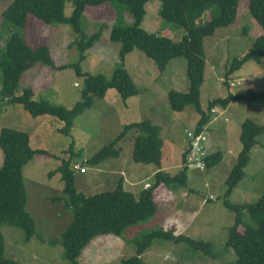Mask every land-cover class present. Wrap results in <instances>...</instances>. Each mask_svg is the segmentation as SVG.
<instances>
[{"label":"rangeland","instance_id":"rangeland-1","mask_svg":"<svg viewBox=\"0 0 264 264\" xmlns=\"http://www.w3.org/2000/svg\"><path fill=\"white\" fill-rule=\"evenodd\" d=\"M11 2L0 0V49L10 31H22L30 46L48 48L56 66L77 64L81 73L111 77L118 66L119 45L110 41V30L117 21L120 26H129L133 21L124 5L107 2L85 8L79 22L81 32L86 38L97 32L100 37L81 56L75 44L79 38L68 25L47 24L32 15L27 17L24 30L3 22L2 13ZM159 9L157 0L146 3L141 29L173 42L180 41L184 29L161 19ZM71 11L72 5L68 0L64 16L68 17ZM208 17V13L204 15L205 19ZM261 33L260 27L248 13V0H239L234 22L215 30L213 36L204 38V81L199 96L203 111L206 112L208 102L217 98L243 90L264 91V57L257 62L247 61L227 72L231 62L240 60ZM122 67L139 94L123 101L114 89H109L103 98L94 97L92 108L75 118L69 137L58 132L62 123L56 118L32 117L20 105L0 103V128L26 132L29 146L40 151L23 169L26 211L34 221L35 235L25 241L22 231L3 225L1 233L7 258L21 264H70L63 258L60 244L48 245L49 240L60 239L72 220L71 212L63 207V201H51L64 197L61 177L56 173L62 160L74 156L70 166L74 185L85 196L112 191L118 178H135L134 186L129 188L131 183H127L123 187L135 196H138L144 184H153V173L159 171L158 167L132 161L137 135L133 130L118 144L121 149L118 158H109L97 166L84 163L111 142L124 125L149 120L158 126L163 141L160 164L163 174L174 177L182 168L181 157L190 141L187 133L194 131L200 116L193 106H187L180 113L171 111L167 93L187 91L185 59L170 61L165 71L159 74L153 60L141 51L133 50L126 55ZM83 79V76L77 75L75 68L58 71L36 64L22 74L15 96H20L24 89L29 88L34 93L33 100H46L52 105L71 109L81 101ZM231 83L234 87L230 86ZM246 119L264 126V99L231 102L225 109L215 107L202 135L205 153H220L221 162L204 171L188 168L184 187H157L153 190L157 210L152 218L126 228L119 237L101 235L93 238L81 252L78 264H120L135 254V240L158 229H172L176 235L210 242L212 253L207 255L193 251L185 243L155 240L141 256L146 264L233 263L236 256L232 249L225 247L228 228L234 223V214L224 205L225 181L241 148L238 136L240 125ZM257 140L259 144L251 149L249 161L243 168V178L226 198L231 204H253L264 192V134L258 136ZM2 161L0 151V166ZM76 167L83 168L84 172L80 173ZM134 168L139 173L134 172Z\"/></svg>","mask_w":264,"mask_h":264},{"label":"trees","instance_id":"trees-1","mask_svg":"<svg viewBox=\"0 0 264 264\" xmlns=\"http://www.w3.org/2000/svg\"><path fill=\"white\" fill-rule=\"evenodd\" d=\"M67 1L12 0L2 13V21L19 30H24L29 15L47 24L68 25L79 38L75 44L82 56L100 37L97 32L86 38L81 32L79 22L85 8L107 2L111 5L114 3L124 5L133 21L129 26H120L117 21L110 30V41L119 45L118 66L110 78L81 73L77 64L56 66L48 48L30 46L22 31H10L3 48L0 49V103L20 105L32 117L56 118L62 123L58 132L66 137L70 136L75 118L92 108L94 97L103 98L109 89H114L123 101L139 94V90L122 67L126 55L133 50H139L153 60L159 74L165 71L170 61L177 58L185 59L187 91H169L167 100L171 111L175 113L182 112L187 106L194 107L200 116L194 129L197 134L202 133L211 121L215 107L225 109L231 102L264 99V91L243 90L208 102L206 112L199 104L205 68L203 40L213 36L215 30L227 27L234 22L239 0H157L160 3V18L184 29V36L178 42L141 29L145 5L151 0H69L72 11L66 17L63 11ZM207 13L209 17L205 19L204 15ZM248 13L262 33L240 60L234 59L231 62L228 73L247 61L257 62L264 57V0H248ZM36 64L58 71L67 67L75 68L77 75L84 78L80 93L81 101L71 109H66L60 105H52L46 100H33L34 93L29 88L24 89L20 96H15L22 74ZM132 130L137 132L132 149V161L139 164H152L160 170L163 141L159 136V127L149 120L124 125L111 142L84 163L97 166L109 158H118L121 152L118 144ZM262 134H264V126L257 125L248 119L241 123L238 136L241 148L225 181L224 205L234 214V223L228 228L225 242V247L232 249L236 256L231 264H264V192L253 204L235 205L226 200L243 178V168L249 161L250 151L258 144L257 137ZM0 151L3 156L0 166V264H21L5 256V242L1 227L8 225L19 229L25 241L35 235L34 221L26 211L27 194L23 181V169L35 153L40 151L33 150L29 146V136L26 132L7 127L0 128ZM187 154L188 149L183 152L182 168L174 177L167 176L161 171L156 172L153 184L142 189L138 196L123 189L122 179L117 182L112 191L85 196L77 191L74 185L70 167L74 156L62 160L56 173L60 174L64 197L53 198L51 201H63V207L71 212L72 220L62 232L60 239L49 240L48 245L60 244L63 249V258L70 264H78L81 252L93 238L101 235L119 237L126 228L152 218L157 210L153 200V190L160 185L186 186ZM221 160L222 156L218 152L206 154L203 160L205 169L213 168ZM155 240L173 244L185 243L193 251L207 255L212 253L210 242L196 241L181 234L176 235L172 229H158L140 240H135V254L122 260L120 264H146L141 260V256Z\"/></svg>","mask_w":264,"mask_h":264},{"label":"built area","instance_id":"built-area-1","mask_svg":"<svg viewBox=\"0 0 264 264\" xmlns=\"http://www.w3.org/2000/svg\"><path fill=\"white\" fill-rule=\"evenodd\" d=\"M231 87H234V84H230ZM214 113V111H212ZM187 136L190 138V141L188 142V154L186 156V167L192 168L198 171H204L205 170V164H204V157L206 155L204 151V138L202 133H195V131H191L187 133ZM76 170L80 173L84 172L83 168L76 167ZM146 186L145 188H147Z\"/></svg>","mask_w":264,"mask_h":264},{"label":"crops","instance_id":"crops-1","mask_svg":"<svg viewBox=\"0 0 264 264\" xmlns=\"http://www.w3.org/2000/svg\"><path fill=\"white\" fill-rule=\"evenodd\" d=\"M206 127H207V126H206ZM206 127H205V128H206ZM205 130H206V129H205ZM257 142H259V141L257 140ZM258 144H259V143H258ZM258 144H257V145H258ZM203 145H204V143H203ZM204 148H205V145H204ZM186 149H187V147L184 149V152L186 151ZM157 169H158V168H157ZM158 170H159V169H158ZM162 170H163V169L160 168L159 171L163 172ZM133 171L136 172V173H137V172L139 173L138 169H136V168H134ZM133 174H134V173H133ZM153 174H155V172H154ZM134 175H135V174H134ZM120 179H122V178H118V181H119ZM122 180H123V187H124V184H127V183H128V184L130 185V183H131V186H129V188L132 187V186H134L135 183H133V182L136 181L135 178L132 177V176H131L130 178L127 177V178H124V179H122ZM118 181H117V182H118ZM139 183H140V182H139ZM146 186H149V184H147V183L144 184L143 187H142V189H144ZM128 192H129V191H128ZM130 193H131V192H130Z\"/></svg>","mask_w":264,"mask_h":264}]
</instances>
